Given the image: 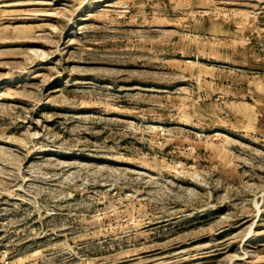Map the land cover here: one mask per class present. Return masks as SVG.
<instances>
[{
	"label": "rangeland",
	"instance_id": "374dc122",
	"mask_svg": "<svg viewBox=\"0 0 264 264\" xmlns=\"http://www.w3.org/2000/svg\"><path fill=\"white\" fill-rule=\"evenodd\" d=\"M0 264H264V0H0Z\"/></svg>",
	"mask_w": 264,
	"mask_h": 264
}]
</instances>
